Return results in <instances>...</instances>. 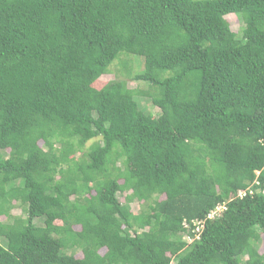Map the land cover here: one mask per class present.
<instances>
[{"label":"trees","instance_id":"1","mask_svg":"<svg viewBox=\"0 0 264 264\" xmlns=\"http://www.w3.org/2000/svg\"><path fill=\"white\" fill-rule=\"evenodd\" d=\"M3 216L0 264H264V0H0Z\"/></svg>","mask_w":264,"mask_h":264},{"label":"rangeland","instance_id":"2","mask_svg":"<svg viewBox=\"0 0 264 264\" xmlns=\"http://www.w3.org/2000/svg\"><path fill=\"white\" fill-rule=\"evenodd\" d=\"M227 20H228L229 24L231 25L232 30H234L235 32H239L241 30L242 23L238 19V17L231 15V16L227 17ZM124 55L125 54H123L120 57V59L116 60L114 63L111 64V66L108 68V73L105 76H103V78H101L96 83H94L92 86V89L100 90L112 80L124 79V80H128L129 87L136 90L137 92L152 91L150 86L147 83L136 82L132 79H129L126 76V74L123 73L124 72V66L122 65V62H126V64L131 68L132 75H135L136 73H139L142 70H144L143 59L140 57H136V56H130L129 57V56H124ZM137 100H138L140 108L142 110H144L145 112L151 113L153 116L159 114L160 110L157 107H154L152 105V103L148 97L139 96ZM91 144H92V142H89L87 146H89ZM40 145L43 147V143H40ZM5 155L8 156V152H6ZM127 194L128 193H123L122 191H120L118 198H119L121 203L126 202ZM160 199H164V197H161ZM130 206H131L132 212L135 214H138L141 210L142 203L134 201L130 204ZM10 214L12 217H15V216L25 217V214L22 212V207L18 203L14 204L13 209H12ZM0 222L11 223L12 220H11V218L7 219L6 217L3 216L0 218ZM36 222L38 225H43L44 221L42 219H38ZM57 224L60 225L61 223L57 222ZM75 230H79V228L75 227ZM260 238H262V240L260 242H258L257 248H258V251L260 253H264V236H261ZM0 243L4 244V241L1 238H0ZM69 252H70V250H69ZM105 252H106L105 250H102L101 254H104ZM70 253L77 254L80 257H82V253L78 249H76V250L74 249V251H71Z\"/></svg>","mask_w":264,"mask_h":264},{"label":"built area","instance_id":"3","mask_svg":"<svg viewBox=\"0 0 264 264\" xmlns=\"http://www.w3.org/2000/svg\"><path fill=\"white\" fill-rule=\"evenodd\" d=\"M244 195H245L244 192H240L239 193L240 197H243ZM226 205H227L226 203L218 205L214 210L211 211V213L209 214L208 218L209 219H214L216 217L221 216V214L226 210ZM194 225L202 226L203 223H200V222L199 223H194ZM197 231H199V228H197ZM198 238H199V235L196 236V239H198ZM187 240H188V243H190V242L193 241V238L188 237Z\"/></svg>","mask_w":264,"mask_h":264}]
</instances>
